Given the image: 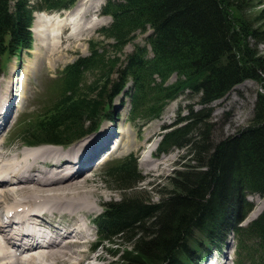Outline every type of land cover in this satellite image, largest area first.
<instances>
[{"label":"trees","instance_id":"trees-1","mask_svg":"<svg viewBox=\"0 0 264 264\" xmlns=\"http://www.w3.org/2000/svg\"><path fill=\"white\" fill-rule=\"evenodd\" d=\"M75 2L0 0V68L11 55L32 48L35 10ZM257 5L256 0H108L103 12L113 21L99 32L114 40L115 55L90 41V54L62 70L58 97L18 123L16 137L26 144L69 145L113 118V101L122 92L131 96L134 122L159 117L180 95H199L201 107L179 115L159 144V152L186 148L189 159L169 177L158 202L143 192L126 193L144 179L133 154L104 168L102 179L125 190L119 200L105 202L95 219L102 239L125 240L110 248L117 264H194L206 249L222 246L231 231L237 236L234 264H264V210L241 224L254 206L247 195L264 196V53L255 48L264 43V5ZM148 28L147 44L135 45L122 60L117 53L137 30ZM90 71L98 72L92 81L85 79ZM173 73L177 79L165 84ZM246 79L261 87L253 116L237 133L214 142L208 105ZM130 81L131 90H125Z\"/></svg>","mask_w":264,"mask_h":264},{"label":"rangeland","instance_id":"rangeland-1","mask_svg":"<svg viewBox=\"0 0 264 264\" xmlns=\"http://www.w3.org/2000/svg\"><path fill=\"white\" fill-rule=\"evenodd\" d=\"M81 1L82 0H78L74 7L68 9L69 11L62 10L59 12L54 11L46 13H57L59 16L66 17L69 12L73 10ZM100 2H102V0H88L87 4L84 3L81 7H79L80 11L82 10L81 12L86 14V17L89 19L94 13L92 5H97ZM106 2L107 0L103 1L100 12L97 13V18H95V20H99L101 24L98 26H89V24L86 25V21L82 22V24L80 26L78 25L77 29L73 31L71 38L68 41H63L61 48L63 46L64 49L60 53L58 52V54L55 53L56 43L52 44V41H57L59 38L57 36L54 37V34L51 38V24L49 25L47 23H43L38 26L34 24V26L41 28L40 33L35 35L34 40V43L40 47L38 53L34 52V47V49H31L30 51H23L19 59L11 55L10 58L7 59V68L0 69V79L6 80L1 82L0 91L2 85L9 83L10 85L6 90L10 92L9 101L12 102L13 100L12 104L14 105L13 112L10 115V121L9 119L7 122L4 121V124L8 123V125L6 132H4L5 137L4 141L0 145V150L3 151L5 155L10 156L18 152L21 154L25 148L27 150L32 148V146H24V142L16 137V132L18 131L19 127H15V125L18 119L33 117L35 113L45 110L53 102V100L57 98V78L67 64L73 62L80 56H85L90 53V41H98L99 46L108 51V56L113 57L115 55V49L112 46V42L114 43V40L112 38L104 37L99 32L102 27L111 25L113 21L111 16L103 13V6ZM256 3L258 4L257 6H263L264 0H256ZM94 28L95 30L92 31ZM151 32L152 30L150 28H148V30L145 32L137 30L135 32V39L132 42L127 43L123 48V51L117 53V55L123 60L126 54L133 50L135 45L147 44L146 38ZM253 43L255 42L253 41ZM255 48L264 53V43H258L255 45ZM97 76L98 72L90 71L85 75V79L92 81ZM177 77V74L173 73L167 79L165 84L174 82ZM12 79L14 81V89L12 87ZM260 90L261 87L259 82L253 79H246L240 83H237L233 89H231L230 92H228V94H226L223 98L217 99L208 105L212 112L210 125L212 129V140L214 142L219 141L228 135L237 133L240 128H243L247 125L253 116L255 101L258 91ZM121 97L122 95L116 97V99L113 101L112 108L119 112L115 118L112 120L106 119L102 122L100 128L97 131L83 136L79 140L74 141V143L69 146L59 145L63 147L62 150H60L66 154H74L75 152H79V156H81L86 148L85 143L89 144L88 149L92 148L94 149L93 151L96 152L94 154V158H92L93 155H88L83 162L84 165L82 170L85 171V175H83V177L80 179L84 180L86 177L88 178L83 181L80 186L71 189L68 195L70 196L72 194L74 197H79V194H82L81 197L88 200L87 204L83 207L84 210L80 211L79 214L81 215V221L85 225L87 223L91 228L92 234H90L91 236L89 240H91V242L96 241L99 243H96L98 245L95 246V249L93 250L90 248L91 244H88L89 241L86 245H84V249H89L88 252L91 255L98 256L95 259L97 264H117L116 261L119 260V258L118 256L113 255V253L110 251V248H112L113 245H116V242L121 243L120 246L125 243V240H122L118 237L113 238L114 242L98 238L97 228L93 223L94 218L102 213V205L105 202L119 200L125 193V190H121L120 188L114 186L111 187L102 179V174L106 164L105 162H109L113 158H123L129 154H134L138 160L139 169L142 174L145 175V177L142 181L138 182L134 188L126 190V193H134L136 191L143 192L144 195L151 200V202H158V200L162 198L163 192L170 187L168 185L169 177L173 175L176 169L182 167V163L188 162L189 159L186 148L179 146L172 147L168 152H159L158 147L162 139V134L174 127L173 125L177 123L179 115H187L188 109L190 107L198 109L201 106L199 104V95L183 94L174 101L169 102L161 117L152 119L148 122L138 120L136 123H132L128 119L123 120L124 110H126V108L128 110V106L124 108L121 106ZM127 101H129V99L124 98V103ZM10 107L8 108L9 112ZM103 128L108 129L109 133L107 134V139L99 138V132L101 131L100 129ZM121 136L124 137V141L119 147L114 148L115 142L117 140L116 138H121ZM131 144L135 146L129 149ZM70 146L73 147L68 149V152H65L64 148L67 149ZM43 148L44 149L41 148L40 150L50 154L46 155L45 160L41 164L48 166L50 163H52V158L54 155H57L58 152H56L57 150L51 145ZM71 150H74V152L70 153ZM108 153L111 155L109 154L106 158L103 157ZM144 159H147L148 162H145ZM189 162L194 163L193 160ZM155 163H158L157 167L154 166ZM94 166L96 167L94 168ZM40 167L44 169L47 168L49 170L57 169V167L51 168V166ZM91 167L94 169H90ZM77 191L81 192L75 194L74 192ZM17 196L22 198V193L17 194ZM10 197L12 198L13 195ZM31 197V195L28 196L26 198L27 201ZM251 197L254 199L253 200L251 198L254 206L248 214V217L256 207L263 206L264 208L263 195L254 194L251 195ZM68 198L70 197L64 198V202L62 204L67 203L69 205L77 206L81 202V199ZM12 200L13 199H10L9 201ZM23 200L25 199H21V201ZM54 203H56V200L52 199L41 205L51 206L54 205ZM87 213H89L88 216L84 215ZM260 213L257 214L255 218H257ZM55 214L56 213L47 215L46 218L49 221L55 222ZM66 216L70 217L68 222L73 221V223H75L74 221L77 216L76 212L74 214L61 215V217ZM248 217L246 219L247 222H245V225L248 224L249 221L255 219L253 217V219H248ZM235 245L236 237L233 233H231L227 243L224 244L222 248L213 250L209 258L206 257L203 259L202 264H210L211 262L220 263L222 261H227V263L224 264H233L234 258L236 256ZM92 261H94V259ZM58 263L64 264L61 261H58L55 264Z\"/></svg>","mask_w":264,"mask_h":264},{"label":"bare ground","instance_id":"bare-ground-1","mask_svg":"<svg viewBox=\"0 0 264 264\" xmlns=\"http://www.w3.org/2000/svg\"><path fill=\"white\" fill-rule=\"evenodd\" d=\"M87 1L82 0L66 17L59 16L58 14H47L45 12L36 13L34 24L37 26L43 23L51 24V38L53 34L54 37L57 36L59 38L57 41H52V44L56 43L55 53L58 54V52L60 53L64 49L63 46L61 48L63 41H68L73 31L82 22L86 21V25L89 24V26H98L101 24L95 18H97V13L100 12L104 0L97 5H92L94 13L89 19L79 8L84 3L87 4ZM33 29L34 35H38L41 31V28L34 25ZM94 30L95 28L92 31ZM34 47V52L38 53L40 47L35 43ZM10 77L12 78L11 75ZM2 81L6 80L0 79V85ZM9 85V83H5L1 86L0 91V145L4 141V132H6L8 125V123L4 124V121L7 122L8 119L10 121V115L13 112L14 106L12 104L13 100L12 102L9 101L10 92L6 90ZM12 87L14 89V81ZM13 93L16 94L15 92ZM127 114L128 110L126 108L124 110L123 120H127ZM100 130L99 138L105 139L109 133L108 129L103 128ZM116 139L114 148L122 144L124 137L121 136V138ZM49 145L54 146L57 150L55 151L58 152L52 158V163L48 165L51 168L57 167V169L53 170L40 167H48L41 163L45 160L46 155L50 153L40 149H44L43 147ZM88 145V143H85L86 148L81 156H79V152L66 154L61 151L62 146L54 144L32 146L30 150L25 148L21 154L18 152L10 156L5 155L0 150V264H55L58 261L64 264H97L95 259L98 256L91 255L88 252L89 249H84V245L88 241V244H91V250L95 249L96 243L89 240L90 234H92L91 228L87 223L85 225L81 221V215L79 214L80 211L84 210L83 207L87 204L88 200L81 197L82 194H79V197H74L72 194L70 196L68 195L71 189L80 186L88 178L86 177L84 180L80 179L85 175L82 167L86 156L93 155L92 158H94V154L96 153L93 151L94 149H88ZM73 146L67 149L64 148V151L68 152V149ZM133 146L135 145L131 144L129 149ZM73 152L74 150L70 151V153ZM109 154L104 157L106 158ZM144 161L148 162L147 159H144ZM157 165L158 163H155L154 166L157 167ZM94 168L91 167L90 169L93 170ZM80 192L77 191L74 193L77 194ZM20 193H22V198L17 196ZM12 195L13 197L11 198L10 196ZM30 195L32 197L27 201L26 198ZM67 197L81 199V202L77 206L67 203L62 204L64 198ZM10 199L13 200L9 201ZM21 199L25 200L21 201ZM52 199L56 200L54 205H41ZM262 209L263 206L256 207L248 219L255 218ZM75 212L77 213L75 223L73 221L68 222V219H70L69 216L61 217L62 214H74ZM10 213L12 217H10ZM54 213H56L55 222L49 221L46 216ZM89 213L84 215L88 216ZM38 226H43L44 228ZM36 238L42 239L41 243L35 242ZM19 243L24 244V246L20 245L23 246L20 252L19 250H15ZM93 259L94 261H92ZM224 263H227V261L218 264ZM210 264L217 263L212 262Z\"/></svg>","mask_w":264,"mask_h":264}]
</instances>
